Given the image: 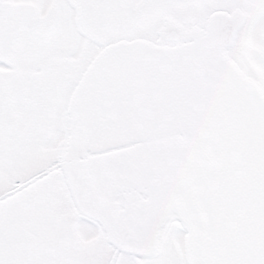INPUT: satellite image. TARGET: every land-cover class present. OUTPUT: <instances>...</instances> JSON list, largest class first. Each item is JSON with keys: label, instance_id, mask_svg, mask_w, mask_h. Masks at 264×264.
Wrapping results in <instances>:
<instances>
[{"label": "snow or ice", "instance_id": "obj_1", "mask_svg": "<svg viewBox=\"0 0 264 264\" xmlns=\"http://www.w3.org/2000/svg\"><path fill=\"white\" fill-rule=\"evenodd\" d=\"M0 264H264V0H0Z\"/></svg>", "mask_w": 264, "mask_h": 264}]
</instances>
